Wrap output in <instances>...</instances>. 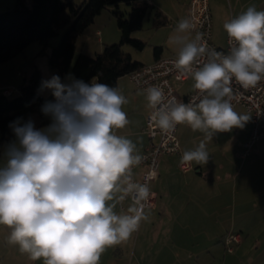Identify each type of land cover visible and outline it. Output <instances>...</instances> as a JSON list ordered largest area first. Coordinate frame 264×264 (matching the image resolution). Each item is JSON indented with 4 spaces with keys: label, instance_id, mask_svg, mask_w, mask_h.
Returning <instances> with one entry per match:
<instances>
[{
    "label": "clouds",
    "instance_id": "obj_1",
    "mask_svg": "<svg viewBox=\"0 0 264 264\" xmlns=\"http://www.w3.org/2000/svg\"><path fill=\"white\" fill-rule=\"evenodd\" d=\"M194 28L181 19L170 44L182 45L176 67L192 72L199 102L166 101L163 89H145L152 120L165 133L187 124L211 140L217 132L243 127L250 116L236 112L230 102L233 79L244 89L264 80V11L250 6L224 23L229 37L227 54L208 49L204 33L191 41L182 35ZM207 54L198 70L193 65ZM54 100L41 112L51 123L37 129L34 121L10 124L15 140L4 151L0 166V225L9 228L7 242L22 254L43 264H100L102 254L129 240L142 220H147V185L133 181L132 168L143 157L136 144L116 130L129 123L122 106L127 99L115 87L85 83L58 75L41 81ZM206 143L185 151L181 161L189 166L207 164ZM133 204L118 214L117 204L128 197Z\"/></svg>",
    "mask_w": 264,
    "mask_h": 264
},
{
    "label": "rangeland",
    "instance_id": "obj_2",
    "mask_svg": "<svg viewBox=\"0 0 264 264\" xmlns=\"http://www.w3.org/2000/svg\"><path fill=\"white\" fill-rule=\"evenodd\" d=\"M72 1L82 5L85 0ZM15 2L16 0H0V13L13 8ZM161 3L158 9L167 17L168 13L174 14V11H172V0H162ZM177 4L175 2L174 6ZM253 5L257 10L264 11V0L250 1L244 11ZM128 10L129 7L124 1L119 2L117 7L111 6L103 9L95 17L94 22L77 37L75 41V57L80 53L95 56L102 51L104 45L119 43L120 33L113 12L120 11L124 14V18H127ZM154 18V11H151L143 20L142 28L131 34L133 39L144 42L143 50L137 51L129 45L122 47L123 51L129 53L133 60L145 65H150L153 62V48L157 46L155 41H166L167 39L165 38L166 36L163 37L161 31H157L165 26L167 27L171 21L170 19H172L171 16L168 17L167 25L156 30V28H153ZM227 21H230L229 12ZM223 25L224 23L214 24V36L219 41L220 46H224L227 34ZM97 30L100 31L99 34H97ZM64 32L65 28L61 27L57 35L49 39L47 45H40L37 42L30 43L23 53L18 54L7 62L0 63V83L4 81L12 83L16 78L17 83L13 84L16 88L21 83L24 75L32 74L36 60L41 65L38 68L40 72L41 69H44L41 72L43 80L50 79L53 76V70L49 66L48 59H43V50L50 47L51 51L52 47L58 45ZM125 76L127 77V75ZM68 78H74L71 70L65 73L61 80L66 81ZM126 80H129V78L127 77ZM194 83L193 76H191V79L187 82L175 84L177 93L179 95L185 94ZM40 95L43 98H48L51 95V91H40ZM234 110L240 114L247 115L240 106L235 107ZM30 119L34 121L35 125L37 124L35 114H31ZM251 130L252 124L249 120L243 127H234L228 132H217L211 140H208L205 134L199 130L193 131L187 124H178L176 137L180 143V148L182 147L184 151L195 150L199 143L204 141L209 155L215 158V164H224V170H218V172L220 176L228 173L231 188L228 193V209H221L219 204L214 207L211 206L208 211L210 214L206 212L198 226L199 237L193 242L185 240V242L181 243L185 253L181 251H178V253H182L180 259H183L184 264H258L256 258L253 257L257 253L250 249V246L245 245L240 248V245H236L234 251L228 253L223 245V239L228 234L239 233L242 240L246 239L245 230L251 227L254 228V233L264 236V141L257 142L253 147L252 153L245 159L241 158L243 144L248 140ZM13 140H15V136L9 140V143ZM6 146L0 150V155L4 154ZM181 153L183 154V152ZM218 188L220 189V184H217ZM116 212L123 214L119 209H116ZM145 213L148 214L149 211L146 210ZM141 222V231L137 232L136 235L133 233L129 240L117 245L122 251L116 252L114 246L109 247L102 254L100 264H153L158 246H152L151 231L153 228L151 227V219L148 218V220ZM8 230L10 229L6 226L0 225V264H11L14 258L13 254L17 252L15 250L10 253V250H13V246L5 238ZM193 244L196 245L194 248L191 247ZM187 250H190L191 253H187ZM169 251L171 252L172 250L170 249ZM174 253L175 250H173L172 255ZM172 255L167 253L170 262L174 261ZM187 255H193V258H187ZM28 258L26 255V259ZM169 260L166 263H170ZM31 262L33 264L36 263V261L32 260ZM158 262L159 259H157L156 264ZM36 264H43V261L37 260Z\"/></svg>",
    "mask_w": 264,
    "mask_h": 264
},
{
    "label": "crops",
    "instance_id": "obj_3",
    "mask_svg": "<svg viewBox=\"0 0 264 264\" xmlns=\"http://www.w3.org/2000/svg\"><path fill=\"white\" fill-rule=\"evenodd\" d=\"M145 1L152 4L157 9L162 4V0ZM250 1L252 0H208L212 20V42L217 47L225 48L226 39L224 46H220L219 41L214 36V24L225 23L228 18V12L230 20L236 18L239 14L244 12ZM175 2L178 4L174 6ZM189 3L190 0H172V11H174V14L168 13V17L171 16L172 19H170L171 21L167 27L165 26L157 31H161L163 37L166 36L165 38H167L166 41H155L157 46L162 47V50L158 54L157 58L168 56L178 57L180 45L170 44L169 38L174 34L178 22L181 19H188ZM99 32L100 31L97 30V34H99ZM190 33L191 32L183 33L182 35L187 36L188 40L191 41L194 39V36ZM43 54V59H48L50 47L45 48L43 50ZM153 61H155L154 57ZM34 65L38 66V68L41 67L39 61L37 60ZM42 70L44 69H41V72ZM53 75H55L54 72ZM126 78V76L120 77L117 81L116 87L128 101V103L122 106V109L127 113L130 123L125 128L116 130V134L132 140L136 144L137 152L141 155L148 144V137L143 128L145 125V118L150 111V107L146 99V94L142 90L136 88L129 80H126ZM190 79L191 76L186 81L173 82V85L175 87V84L184 83ZM14 80L15 81L12 83L10 81L0 83V94H2V90L5 86L15 87L13 84L17 83L16 78ZM194 90L195 88L193 84L185 94L179 95L175 87V91L179 99L185 98ZM181 152H185L182 147L180 148V154L178 155L161 156L159 158L158 176L150 184L151 191L156 196V207L154 209H147V211H149L147 215L148 218L151 219V227L153 228L151 231L152 246H158V251H156V257L154 258L153 264H156L157 259H159L157 264H184L183 259H180L182 253H185V249L181 243L183 241L185 242V240H191L193 242V240L199 237L198 226L201 222L202 216L206 214V212L207 214H210L208 211L211 206L214 207L219 204L221 209L226 210L229 206L228 193L231 189L229 184L230 180L228 179L229 175L228 173H224L223 176H220L218 172V170H224V164L220 163L216 165L215 158L210 155L207 164L196 165L195 162H192V169L187 172H182L179 168L182 157ZM3 162L4 154L0 155V165H3ZM142 170L143 167L135 168L134 174L137 179L140 177ZM217 184H220V189H217ZM131 205L132 203L126 201L124 203L123 210L119 209L118 204L116 209H119V211L123 214H126ZM141 229L142 222L137 232L141 231ZM253 229L254 228L251 227L250 229L245 230L247 235L246 239H241L238 246L240 245V248L245 245L250 246V249L257 253L256 255H253V257L256 258L258 264H264V236L257 235L253 232ZM10 231L11 230H8L5 235L6 240L10 235ZM137 232H134L135 235ZM12 246L13 250H10V253H13L15 250L17 252L13 254L14 258L11 264H33L31 259H26L27 254H22L19 251V247L17 245ZM195 246L196 245L193 244L191 247L194 248ZM191 247L190 249H192ZM114 248H116V252L122 251V249L117 245H114ZM170 249L172 250L171 252L169 251ZM173 250H175V255H172ZM178 251H181L182 253L180 254ZM188 252L191 253L190 250H187V253ZM167 253L173 256V262H170ZM187 258H193V255H187ZM168 260L170 263H166Z\"/></svg>",
    "mask_w": 264,
    "mask_h": 264
},
{
    "label": "trees",
    "instance_id": "obj_4",
    "mask_svg": "<svg viewBox=\"0 0 264 264\" xmlns=\"http://www.w3.org/2000/svg\"><path fill=\"white\" fill-rule=\"evenodd\" d=\"M121 1L129 10L127 18L120 11L113 12L120 33L119 43L104 45L95 56L80 53L75 57L77 37L103 9L117 7ZM151 11L155 15L153 28L167 25L168 18L145 0H85L82 5L72 0H16L13 8L0 13V63L23 53L30 43L47 45L49 39L64 27V34L58 45L51 48L48 57L54 74L62 78L71 70L77 80L90 84L95 79L115 88L120 77L145 65L133 60L122 47L129 45L137 51L143 50L144 42L133 39L131 34L142 28L143 20ZM161 50V46H154L155 60ZM33 67L32 74L22 77L17 93L10 96L0 94V150L14 136L10 128L14 121H27L31 114H35L37 129L51 123L50 118L41 112V107L46 101L54 100V97L52 94L48 98L40 95L43 77L38 67Z\"/></svg>",
    "mask_w": 264,
    "mask_h": 264
},
{
    "label": "built area",
    "instance_id": "obj_5",
    "mask_svg": "<svg viewBox=\"0 0 264 264\" xmlns=\"http://www.w3.org/2000/svg\"><path fill=\"white\" fill-rule=\"evenodd\" d=\"M188 19H190L194 25V28L190 30L194 38L197 32H202L204 33V40L207 42L209 50L215 49L224 54L229 52L230 44L228 34L226 36L225 48H219L212 42V20L208 0H190L188 5ZM177 59L178 57L175 56L158 58L150 65H144L141 68L128 73L127 77L136 88L142 90L145 94V89L150 86H157L163 89L166 101L175 98L178 102L188 103L189 101H195L198 103L203 94L197 89L190 92L183 99H179L176 94L173 82H183L192 76V72L184 71L176 67L175 62ZM206 62L207 54L198 58V63L193 65V69L198 70ZM231 87L233 93L230 102L233 108L240 106L251 117L252 130L248 140L243 144V151L241 154V157L245 158L252 152V149L257 142L264 141V80L254 88L244 89L235 81V79H233ZM17 92V88L9 86H5L2 90V94L5 96H10ZM154 111H156V109L150 107V111L145 118L143 130L148 137V144L141 153L143 160L141 164L132 168L133 181L147 185L150 189L148 199L142 201L145 205L144 211L156 207V196L151 191L150 184L158 176L159 158L161 156L180 154V144L176 137L178 125L172 132H163L152 120V114ZM136 167H143L138 179L134 174ZM179 168L182 172H187L192 169V166L182 163L181 161ZM126 201L133 204V198L130 196L123 202L118 203L119 209H124V203ZM240 242L241 236L239 233L228 234L223 239V245L228 253H232L234 247Z\"/></svg>",
    "mask_w": 264,
    "mask_h": 264
}]
</instances>
